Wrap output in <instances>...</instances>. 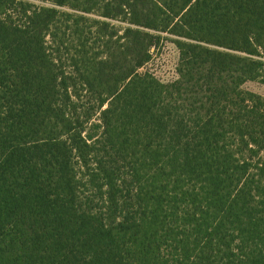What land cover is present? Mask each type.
Instances as JSON below:
<instances>
[{"label": "trees", "instance_id": "obj_1", "mask_svg": "<svg viewBox=\"0 0 264 264\" xmlns=\"http://www.w3.org/2000/svg\"><path fill=\"white\" fill-rule=\"evenodd\" d=\"M43 1L0 0V264H264V0Z\"/></svg>", "mask_w": 264, "mask_h": 264}, {"label": "rangeland", "instance_id": "obj_2", "mask_svg": "<svg viewBox=\"0 0 264 264\" xmlns=\"http://www.w3.org/2000/svg\"><path fill=\"white\" fill-rule=\"evenodd\" d=\"M37 4L45 3L43 0H31ZM114 24L121 25L119 21L114 20ZM164 39L152 48V57L144 64L139 70L141 72H150L163 82H170L178 77V64H179V49L174 43L175 38L169 33H162ZM67 55H65L66 57ZM264 61V55L261 57ZM245 89L260 93L264 95V83L258 81H247L243 84ZM80 98L77 101L78 109L86 111L90 108V97L84 89H79ZM98 115V114H97ZM94 115L93 117H97ZM89 125V124H88Z\"/></svg>", "mask_w": 264, "mask_h": 264}]
</instances>
